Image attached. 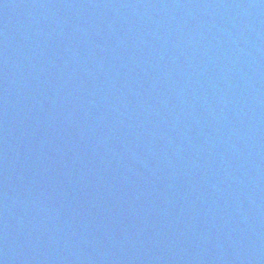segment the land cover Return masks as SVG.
Returning a JSON list of instances; mask_svg holds the SVG:
<instances>
[{
	"label": "water",
	"instance_id": "1",
	"mask_svg": "<svg viewBox=\"0 0 264 264\" xmlns=\"http://www.w3.org/2000/svg\"><path fill=\"white\" fill-rule=\"evenodd\" d=\"M182 264H264V0H106Z\"/></svg>",
	"mask_w": 264,
	"mask_h": 264
}]
</instances>
